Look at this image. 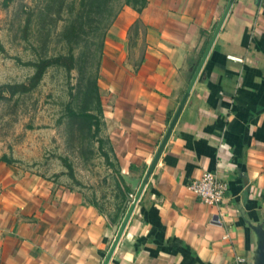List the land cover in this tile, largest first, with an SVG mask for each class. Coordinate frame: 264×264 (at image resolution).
<instances>
[{
    "label": "crops",
    "instance_id": "1",
    "mask_svg": "<svg viewBox=\"0 0 264 264\" xmlns=\"http://www.w3.org/2000/svg\"><path fill=\"white\" fill-rule=\"evenodd\" d=\"M227 1L145 0L105 30L95 83L119 173L146 172ZM205 171L226 185L217 205L185 187ZM129 195L108 206L0 159V264H101ZM260 230L264 0H232L107 264H254Z\"/></svg>",
    "mask_w": 264,
    "mask_h": 264
},
{
    "label": "rangeland",
    "instance_id": "2",
    "mask_svg": "<svg viewBox=\"0 0 264 264\" xmlns=\"http://www.w3.org/2000/svg\"><path fill=\"white\" fill-rule=\"evenodd\" d=\"M91 7L89 0H0V158L91 200L124 206L88 87L106 30ZM44 61L36 79V65Z\"/></svg>",
    "mask_w": 264,
    "mask_h": 264
},
{
    "label": "water",
    "instance_id": "3",
    "mask_svg": "<svg viewBox=\"0 0 264 264\" xmlns=\"http://www.w3.org/2000/svg\"><path fill=\"white\" fill-rule=\"evenodd\" d=\"M231 1L232 0H228L227 4L225 5V7L223 9L221 17H220L219 21L217 22V24L213 30V33H212V35H211V37H210V39L206 45L201 57H200L195 69L193 70V72L191 74V77L187 83V86L184 90V93L181 97V100H180L171 120H170V123H169L163 137H162V140L160 141V143L158 145V148H157V150L154 154V157H153L149 167L147 168L146 172L141 177V179L134 177V176H131V175H128V174L119 173L123 182L125 183V185L128 186L130 193H133V197H132V199H131V201H130V203H129V205H128V207H127V209H126V211L122 217V220H121V222L117 228V231L115 233V236H114V238H113V240L109 246V249L107 250V253L103 259V262L101 264H107L111 254L115 248V245H116V243H117L128 219L130 217V214H131V212H132V210H133V208H134V206H135V204H136V202H137V200H138V198H139V196H140V194H141V192H142V190L146 184L147 178H148L150 171H151V169H152V167L156 161V158H157L164 142L166 141V138H167V136H168V134L172 128V125L174 124V121L176 120V117L179 113V110L181 109V107H182L191 87H192V84H193V82H194V80H195V78H196V76L200 70V67L204 61V58H205V56H206V54H207V52H208V50L212 44V41H213L222 21L224 19V16L226 15V13L228 11V8L231 4ZM259 236H260V238H259V240L257 242V246H256L254 264H264V235H263V232L261 230L259 231Z\"/></svg>",
    "mask_w": 264,
    "mask_h": 264
},
{
    "label": "trees",
    "instance_id": "4",
    "mask_svg": "<svg viewBox=\"0 0 264 264\" xmlns=\"http://www.w3.org/2000/svg\"><path fill=\"white\" fill-rule=\"evenodd\" d=\"M59 3H62V0H59ZM118 3V0H89V4L92 7L95 8V13L94 15L99 17V20H96V24L97 23H101L103 21V30L107 29L109 24L111 23L112 19L114 18V16L116 15L119 6L116 7V9L114 10V6ZM145 0H122V4L123 5H129L132 8H134L136 11H139L141 9V7L144 5ZM95 4V5H94ZM91 7V8H92ZM91 11V9H90ZM100 26V24H99ZM99 26L95 29H98ZM105 31L103 32L104 35ZM102 35V36H103ZM102 41V40H101ZM100 47H101V43H100ZM99 54H100V49H99ZM60 59L59 56L53 58L51 61L52 63H56L58 62ZM40 62V61H39ZM48 61H44L42 62L40 65H36V67H38L39 69L37 70L36 74H35V78L37 79L39 77V75L42 73L43 71V65L47 64ZM88 87L89 90L91 91L92 94H94V108L93 109H97L96 112H100V108H99V104H98V98H97V86L95 83V79L94 80H89L88 82ZM81 116L91 119V118H97L96 115L91 114V113H84L83 111H81ZM0 159H4V158H0ZM113 176L115 179V187L117 188V190L119 191V193L121 194V199H125V200H129L128 197H126V191L127 189L129 190L128 186L125 185V183L123 182L119 172L116 169H113Z\"/></svg>",
    "mask_w": 264,
    "mask_h": 264
},
{
    "label": "built area",
    "instance_id": "5",
    "mask_svg": "<svg viewBox=\"0 0 264 264\" xmlns=\"http://www.w3.org/2000/svg\"><path fill=\"white\" fill-rule=\"evenodd\" d=\"M230 58L240 60L238 57L230 56ZM185 187L202 203L217 205L223 197L226 185L214 172L205 171L200 177L187 182ZM129 197L132 199L131 195Z\"/></svg>",
    "mask_w": 264,
    "mask_h": 264
}]
</instances>
